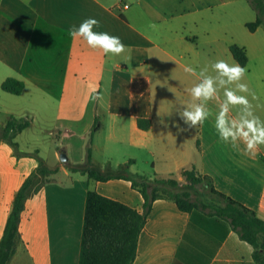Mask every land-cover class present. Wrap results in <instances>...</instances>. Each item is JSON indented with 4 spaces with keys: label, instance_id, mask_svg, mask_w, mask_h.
<instances>
[{
    "label": "crops",
    "instance_id": "crops-1",
    "mask_svg": "<svg viewBox=\"0 0 264 264\" xmlns=\"http://www.w3.org/2000/svg\"><path fill=\"white\" fill-rule=\"evenodd\" d=\"M88 18L100 22L94 31L120 37L125 53L105 55L68 35ZM256 19L248 0H0V243L17 193L37 172V156L55 170L35 178L8 264H79L88 191L143 213V195L124 179L133 175L180 178L195 167L264 221V145L244 155L242 141L240 150L221 142L214 122L223 90L207 102L212 115L202 125L188 128L178 114L191 102L199 71L215 75L217 60L238 63L230 51L238 45L248 56L245 95L264 120V25L248 29ZM11 77L25 83L22 94L2 90ZM10 117L32 121L15 139L18 153L1 136ZM139 119L151 128L141 129ZM95 125L92 164L103 174L124 171L116 174L123 178L90 180L68 167L86 162ZM32 133L34 142L26 140ZM190 223L174 201L157 199L134 264H203L184 240ZM254 252L232 230L209 264H257Z\"/></svg>",
    "mask_w": 264,
    "mask_h": 264
},
{
    "label": "trees",
    "instance_id": "trees-1",
    "mask_svg": "<svg viewBox=\"0 0 264 264\" xmlns=\"http://www.w3.org/2000/svg\"><path fill=\"white\" fill-rule=\"evenodd\" d=\"M248 1L257 13L256 21L249 23L248 29L256 32L264 25V0ZM230 51L241 66L247 65L248 56L245 49L232 45ZM24 89L25 83L12 77L2 84V90L13 95L22 94ZM31 124L30 119L10 117L1 136L18 153L19 146L15 139ZM97 125L91 133L90 145L92 137L99 130ZM151 126L150 120L139 119L141 129L149 130ZM37 160L39 164L37 172L25 181L16 195L13 211L0 243V264H8L16 254L19 223L29 191L36 183L35 178L38 175L49 176L55 173V170L48 169L42 158L37 156ZM68 167L74 172L88 175L90 180L108 181L123 178L116 174H103L100 168L93 165L91 147L88 148L85 163ZM136 176L142 180L140 183L133 178L124 179H131L133 187L143 195L145 199L143 213L107 198L95 190L88 191L79 264H134L140 234L157 199L172 200L182 211L191 214V223L184 240L192 242L190 247H193L190 251L194 256H199L200 261L204 260L203 264H209L232 230L243 241L253 246L257 264H264V221L258 218L253 210L216 191L210 178L202 175L195 167L184 170L180 178ZM198 186L210 188V194L215 197L214 204L207 206L192 199L190 191Z\"/></svg>",
    "mask_w": 264,
    "mask_h": 264
},
{
    "label": "clouds",
    "instance_id": "clouds-1",
    "mask_svg": "<svg viewBox=\"0 0 264 264\" xmlns=\"http://www.w3.org/2000/svg\"><path fill=\"white\" fill-rule=\"evenodd\" d=\"M99 25L97 19L88 18L79 27L70 28L68 35L74 39L83 38L90 48L101 50L105 55L120 56L125 53L126 46L120 37L93 30ZM211 69L215 75H210L207 67L199 71V82L188 90L191 102L182 105V109L178 112L180 119L188 128L202 125L212 115L207 102L216 99L222 89L224 99L215 114L214 122L219 139L237 150H240L238 142L242 141L245 145L242 154L255 155L258 147L264 145V120L254 114L253 106L245 95L249 93V88L241 81L247 72L246 67L238 63L230 65L224 60H217L211 64ZM184 71L197 75L196 69L191 66H186ZM90 88L95 94V99L102 98L96 86L90 85ZM252 98H256L254 94ZM232 108H237L238 111L235 117L230 118L229 113Z\"/></svg>",
    "mask_w": 264,
    "mask_h": 264
},
{
    "label": "rangeland",
    "instance_id": "rangeland-1",
    "mask_svg": "<svg viewBox=\"0 0 264 264\" xmlns=\"http://www.w3.org/2000/svg\"><path fill=\"white\" fill-rule=\"evenodd\" d=\"M2 115H0V122L2 121ZM36 136L35 134H30V135H27V138L26 140L30 141V142H34L36 140ZM25 140V141H26ZM41 146L44 148L43 145H45L44 143H40ZM89 147H90V143H89ZM124 171H115L114 173L116 174H121L123 173ZM143 176H151V175H143ZM133 180L136 181V182H141L142 180L137 177L136 175H133L132 176ZM192 193V199L195 201V202H198V203H202L204 205H212L214 204V200H215V197L212 196V194H210V188L209 187H206V186H198L194 189H191L190 191Z\"/></svg>",
    "mask_w": 264,
    "mask_h": 264
},
{
    "label": "water",
    "instance_id": "water-1",
    "mask_svg": "<svg viewBox=\"0 0 264 264\" xmlns=\"http://www.w3.org/2000/svg\"><path fill=\"white\" fill-rule=\"evenodd\" d=\"M60 159H61L62 162H67L68 158H67L66 153H62L61 156H60Z\"/></svg>",
    "mask_w": 264,
    "mask_h": 264
},
{
    "label": "built area",
    "instance_id": "built-area-1",
    "mask_svg": "<svg viewBox=\"0 0 264 264\" xmlns=\"http://www.w3.org/2000/svg\"><path fill=\"white\" fill-rule=\"evenodd\" d=\"M122 1V0H121ZM125 8H128V5H125Z\"/></svg>",
    "mask_w": 264,
    "mask_h": 264
}]
</instances>
